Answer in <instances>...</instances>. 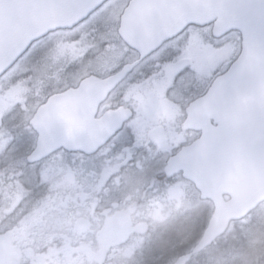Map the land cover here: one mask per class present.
Returning <instances> with one entry per match:
<instances>
[{
	"label": "flooded vegetation",
	"instance_id": "af4514ba",
	"mask_svg": "<svg viewBox=\"0 0 264 264\" xmlns=\"http://www.w3.org/2000/svg\"><path fill=\"white\" fill-rule=\"evenodd\" d=\"M113 1L117 0L108 1L72 30L59 33L77 34L73 43L83 48V57H86L84 50L89 51L99 42H103L100 45L104 48L113 45L123 49L121 65L103 77L114 76L130 67L123 82L108 99L118 94L114 99L118 105L115 108L124 107L132 112L123 129L93 155L68 152L63 148L37 163L29 160L37 143L34 131L26 134L12 127L0 130V236L8 238L15 254L14 264H33L27 259L39 250H67L75 256L87 255L92 264H113L114 252L119 253L115 247L128 242L134 234L147 236L154 229L172 234L176 231L173 227L178 220L171 223L174 212H170L166 225L156 226L148 220L153 206L175 188L190 190L199 196L204 221L201 229L209 223L212 204L200 199V194L184 180L182 173L166 176L165 170L172 158L202 136L201 131L185 127L188 110L206 96L214 81L227 73L238 59L241 36L236 32L215 36L214 24L193 25L142 57L119 36L121 18L132 0H127L110 22L108 7ZM47 38L33 46L40 47ZM229 41L238 51L234 60L227 62L225 54ZM182 64L181 68L172 69ZM207 66L214 70L203 75ZM15 68L0 78V84ZM150 87L155 88L159 100L153 99L146 105L143 95L137 94L135 99L131 96L133 99L126 101L125 90L138 93ZM34 91V86L26 90L27 100L32 99ZM9 98L17 101L15 96L9 95L7 102ZM108 110L110 108L102 107L94 120ZM153 111L157 113L155 116L151 115ZM155 136H160L162 143L154 141ZM52 167H57L60 175L46 178ZM127 185L133 189L119 190L122 195L126 192V202L110 200L115 189ZM142 209L145 213L141 216L143 223L136 220ZM81 222L87 227L79 230ZM34 228L41 232L20 237ZM120 234L126 238L122 239ZM24 253L27 259L23 258ZM82 259L79 257V261Z\"/></svg>",
	"mask_w": 264,
	"mask_h": 264
},
{
	"label": "water",
	"instance_id": "95a60500",
	"mask_svg": "<svg viewBox=\"0 0 264 264\" xmlns=\"http://www.w3.org/2000/svg\"><path fill=\"white\" fill-rule=\"evenodd\" d=\"M107 1L0 0V77L32 44L50 33L73 29ZM209 24H214L215 36L240 33L242 51L226 75L189 108L185 127L202 136L166 168L167 176L182 173L201 199L214 206L199 243L175 264H188L223 237L232 223L264 203V0H132L119 29L121 39L145 57L188 26ZM129 70L107 79L90 77L76 89L50 97L29 123L37 134L30 162L63 148L93 155L104 147L132 113L119 108L99 120L94 116ZM153 139L162 143L160 136ZM86 227L80 224L78 229ZM13 261L8 239L0 236V264Z\"/></svg>",
	"mask_w": 264,
	"mask_h": 264
},
{
	"label": "rangeland",
	"instance_id": "374dc122",
	"mask_svg": "<svg viewBox=\"0 0 264 264\" xmlns=\"http://www.w3.org/2000/svg\"><path fill=\"white\" fill-rule=\"evenodd\" d=\"M126 2L127 0H117L110 3L111 5L108 7V19L110 22L119 14ZM75 35L77 34L56 33L49 36L40 47L39 45L33 46L19 64H17L10 76L0 84V130L6 127H12L15 130L28 134V132L31 131L29 122L34 113L40 105L45 103L48 97L58 93L57 87L59 84L61 86L63 83L65 86L62 85V91L75 88L78 86L79 82L86 77L92 74L105 77L121 65V57L124 56L122 55V48L113 45H106L107 47L104 48L100 45L103 42H99L98 46H92L88 49L89 51L84 50L86 51V57H83L81 53L83 48L79 46L78 43H73ZM237 51V48L233 46V42L229 41L225 54L227 62L234 60ZM88 52H90V56L87 55ZM212 70H214L212 67L207 66L206 70L203 71V75H209ZM60 73L61 76H59ZM63 74L69 75H67L65 79L63 77L57 81L52 80L53 77L58 79L62 77ZM53 84H55V89L50 88ZM33 86L35 87V91L32 99L27 100V97L24 96L25 92L33 88ZM121 91L123 90L119 92ZM155 92L154 87H150L149 90L138 93L136 90H125L124 96L126 101H130V99H135L137 94H141L147 105L148 102L152 103L153 99L155 101L159 100L158 94L155 96ZM2 93H4V96ZM9 95L15 96L17 101L8 103L6 97ZM117 95L118 94L113 95V98H110L103 107L111 109L112 107L118 106L116 105V101H114V99L118 97ZM131 96L133 98H131ZM156 114L157 113L154 111L151 113L153 116ZM58 175H60V170L57 167H52L47 172L46 178H55ZM120 187H122V185ZM127 187L128 185L118 190L115 189L110 200L119 201L121 204L126 202L127 198L124 197L126 192L122 195L119 193V190L125 189L126 191L127 189H133L132 186L129 188ZM55 188H57V186H55ZM198 200L199 196L196 193H192L190 190L173 189L153 206V212L150 211L148 213V220L156 226L162 223L166 225L169 224L167 220L170 219H167V217L170 212H174L173 214L175 217L172 219L171 223L178 220L177 225L173 227L176 231L172 234L167 233L170 231L154 229L147 236L134 234L128 242L119 244L115 247L116 251L119 253L117 254L114 252L115 256L112 263L151 264L152 262V264H174L182 253L186 252L185 254H187L194 248L193 243L202 237L204 230L209 225L208 223L205 229H201L204 225L201 215L203 206L198 203ZM116 206L117 205L114 204V207ZM143 215H145V213L142 209L136 220L143 223L144 219L141 218ZM23 231L24 230H22V232ZM230 231L231 228L228 232ZM40 232L36 228L28 229L21 235L18 234V236L20 235V237L26 238L29 234ZM215 245L218 246L217 243ZM71 255V253L66 252L61 260H53V258H51V261H49L48 257L40 259L34 255H32L30 259H27L24 253L23 258L29 260V262L33 264H37L40 261H49L47 262L48 264H69L71 261H76L77 264H92L93 262L91 258L89 259V257L84 254H77L76 257ZM79 257H83L84 259L79 261ZM153 257H155V259Z\"/></svg>",
	"mask_w": 264,
	"mask_h": 264
},
{
	"label": "trees",
	"instance_id": "16d2710c",
	"mask_svg": "<svg viewBox=\"0 0 264 264\" xmlns=\"http://www.w3.org/2000/svg\"><path fill=\"white\" fill-rule=\"evenodd\" d=\"M63 75L59 79H62ZM59 86L60 84L57 87L58 90ZM217 244L218 246H213L195 258L191 264H264V205L246 220L233 224L231 231ZM38 252L40 256L57 259L63 257L66 252L69 253L66 250H39Z\"/></svg>",
	"mask_w": 264,
	"mask_h": 264
}]
</instances>
